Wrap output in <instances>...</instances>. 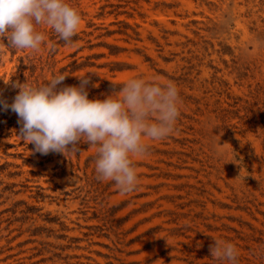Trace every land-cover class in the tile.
Returning a JSON list of instances; mask_svg holds the SVG:
<instances>
[{
	"label": "rangeland",
	"instance_id": "rangeland-1",
	"mask_svg": "<svg viewBox=\"0 0 264 264\" xmlns=\"http://www.w3.org/2000/svg\"><path fill=\"white\" fill-rule=\"evenodd\" d=\"M67 2L82 16L72 43L45 26L39 50L0 40V99L62 73L58 89L88 77L104 100L138 77L173 82L180 115L122 193L97 179L94 147L40 154L0 110V264H227L215 240L264 264V0Z\"/></svg>",
	"mask_w": 264,
	"mask_h": 264
},
{
	"label": "clouds",
	"instance_id": "clouds-1",
	"mask_svg": "<svg viewBox=\"0 0 264 264\" xmlns=\"http://www.w3.org/2000/svg\"><path fill=\"white\" fill-rule=\"evenodd\" d=\"M81 23V14L67 0H0V40L17 50L41 48L45 35L40 26L69 43ZM65 78L61 73L41 87L14 84L19 92L11 104L0 99V110L17 114L20 137L36 152H78L83 140L96 149L97 179L114 181L122 193L135 190L139 176L133 158L146 154V141L165 139L175 130L180 115L177 86L134 77L104 100H90L85 87L90 78H79L78 87L58 89ZM210 254L237 264L238 250L230 242L215 240Z\"/></svg>",
	"mask_w": 264,
	"mask_h": 264
},
{
	"label": "trees",
	"instance_id": "trees-1",
	"mask_svg": "<svg viewBox=\"0 0 264 264\" xmlns=\"http://www.w3.org/2000/svg\"><path fill=\"white\" fill-rule=\"evenodd\" d=\"M75 39H76V36L74 35L73 38H72V40H71V42H69V43H72ZM60 43H61L62 45L67 44V43H66L65 41H63L62 39H60ZM113 49H114V48L111 47L110 50H113ZM116 50H118V49H116ZM111 52H113V51H111ZM114 54H115V53H114Z\"/></svg>",
	"mask_w": 264,
	"mask_h": 264
}]
</instances>
